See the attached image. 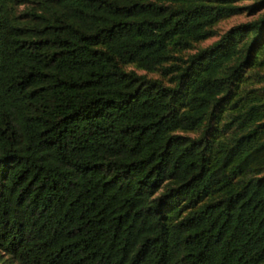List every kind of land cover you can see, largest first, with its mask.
<instances>
[{"label": "trees", "instance_id": "1", "mask_svg": "<svg viewBox=\"0 0 264 264\" xmlns=\"http://www.w3.org/2000/svg\"><path fill=\"white\" fill-rule=\"evenodd\" d=\"M0 264H264V0H0Z\"/></svg>", "mask_w": 264, "mask_h": 264}, {"label": "rangeland", "instance_id": "2", "mask_svg": "<svg viewBox=\"0 0 264 264\" xmlns=\"http://www.w3.org/2000/svg\"><path fill=\"white\" fill-rule=\"evenodd\" d=\"M244 4H246V3H244ZM247 21H249V18L245 17V16H239V17H235L233 19H230L228 21H224L218 27L219 28V33L222 34L225 31H227L230 27H232L234 25H237V24H240V23L247 22ZM214 41H215V39H213L211 41H208L205 44H203L202 46L203 47H207L208 45L214 43ZM130 70H134V68H130ZM138 73L139 74H145L144 72H141V71H139ZM152 77H156V76L152 75Z\"/></svg>", "mask_w": 264, "mask_h": 264}]
</instances>
